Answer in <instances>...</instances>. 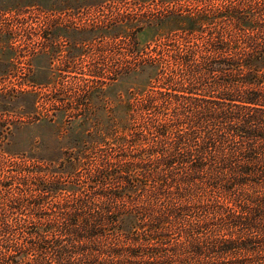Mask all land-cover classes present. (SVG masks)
I'll return each mask as SVG.
<instances>
[{"label": "rangeland", "instance_id": "374dc122", "mask_svg": "<svg viewBox=\"0 0 264 264\" xmlns=\"http://www.w3.org/2000/svg\"><path fill=\"white\" fill-rule=\"evenodd\" d=\"M230 7L262 13L264 0H0V222L30 231L57 221L59 208L83 203L97 187L87 178L103 155L151 152L132 132L151 136L148 127L169 119L185 128L177 113L196 107L171 96L183 95L201 62L229 61L222 40L236 51L244 45L247 31L219 16ZM54 31L59 56L41 53L43 35ZM203 71L210 81L221 76L219 66ZM193 90L215 106V92ZM61 176L82 180L80 190L61 186ZM186 212L194 218L204 209ZM216 221L194 232H226ZM23 228L15 234L22 242Z\"/></svg>", "mask_w": 264, "mask_h": 264}, {"label": "trees", "instance_id": "16d2710c", "mask_svg": "<svg viewBox=\"0 0 264 264\" xmlns=\"http://www.w3.org/2000/svg\"><path fill=\"white\" fill-rule=\"evenodd\" d=\"M234 8L219 16L247 31L244 45L236 51L222 40L229 61L201 62L183 95H168L196 107L177 113L188 125L158 120L151 136L132 132L151 152L103 155L87 178L97 187L83 203L59 208L57 221L30 231L0 222V264H264V11ZM218 66L221 76L208 80L203 70ZM197 85L215 92V106L196 98ZM63 177L61 186L80 190L82 180ZM190 209L204 212L190 218ZM210 220L226 232L198 236L194 227Z\"/></svg>", "mask_w": 264, "mask_h": 264}, {"label": "flooded vegetation", "instance_id": "af4514ba", "mask_svg": "<svg viewBox=\"0 0 264 264\" xmlns=\"http://www.w3.org/2000/svg\"><path fill=\"white\" fill-rule=\"evenodd\" d=\"M47 35H43V40L41 42V49L39 50L41 53H55L56 56H59V52H61L60 49L57 50V41L59 38H60V33L58 31H54L52 35H50L49 32H46ZM52 43H53V46H52ZM56 46V47H55ZM69 50L70 48L72 47V51H73V48L75 49V43L74 41L73 42H70L69 45H67ZM58 53H56V52ZM66 52V50H65Z\"/></svg>", "mask_w": 264, "mask_h": 264}]
</instances>
